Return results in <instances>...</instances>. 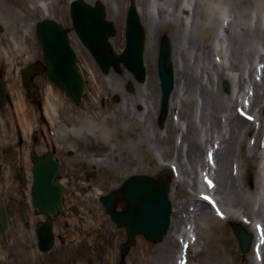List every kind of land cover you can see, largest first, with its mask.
<instances>
[{
    "label": "rangeland",
    "instance_id": "rangeland-1",
    "mask_svg": "<svg viewBox=\"0 0 264 264\" xmlns=\"http://www.w3.org/2000/svg\"><path fill=\"white\" fill-rule=\"evenodd\" d=\"M72 1L56 0L52 7V17H47L43 13L35 12L28 4L23 6L13 1L10 4L7 0H0V15L5 17L7 23L0 21L4 26V29L0 31V49L2 50L0 51V70L5 74L12 90L11 100L8 101L4 110L12 116L9 117V122L14 134L13 123L16 114L20 117L24 135H28L26 139H31L34 132H44L38 125L37 115L40 113L29 105L25 98L20 70L23 66L43 58L42 47L36 37V23L53 18L70 29L71 44L79 56V67L85 76L88 90L87 95L79 102L72 101L64 93L70 102L66 101L65 106H62L61 114L71 116L73 104L87 105L91 111H97L93 99H97L100 95L105 100L99 104L107 111H117L119 106H124L126 110L130 109V112L127 110L128 117L139 118L145 140L151 150L155 151V154H152L153 159L151 158L153 172L140 176L154 179L171 173L172 169L166 167V171L163 172V168L156 165L154 161V158H157L156 154H162L160 151L157 152V148L160 147L161 132L165 129L162 127L164 123L158 57L162 40L166 36L172 47L173 43L175 44L176 61L180 69L181 98L177 101L178 108H184L187 116L184 118L186 124L177 122L176 125L182 126L181 135L191 131L192 141L196 140L200 147L203 146L200 153L197 152L196 159L189 158L187 145H184L180 161L174 159H171L172 163L167 161L169 165L174 164L171 167L175 169L177 183L180 186L177 187L180 193L175 199L178 215L174 219V235L181 225L183 228V234L178 235L179 240L170 234V238H164L162 242H152L139 235L137 244L130 248L128 255L122 260L121 244L128 242L126 229L112 223L110 216L104 213V207L99 198L111 191L108 188L111 182L100 173V167L111 163L115 165L113 170L115 173L122 171L123 165L128 161V157L124 155L125 146L123 143H116L107 157L103 158L106 152L101 149V152L91 159V151L82 149L83 144L74 143L76 147L64 141L62 149L55 144L53 133L50 132L46 136L47 142L44 143V148L46 145L51 146L56 150L57 156L62 159L63 176L59 182L65 187L66 205L71 211L73 208H79V214H71L70 216L74 219L70 222L63 214L56 217L55 246L44 254H40L35 249L34 256L31 255L32 259L38 261L36 264H175V256L183 236L188 235L186 232L188 227L191 231L188 238L186 237V242L198 243L199 250H196L194 246H190L187 250L190 264H241L243 259H249L250 252L241 251L234 231V226H244L235 220L227 221L224 217H220L210 201L207 202L193 194L196 191L195 180H198L199 188L202 182L201 176L195 175L197 161L203 160L205 165H212L211 174L218 184V198L221 202L227 206L236 205L235 208L239 207L241 211L246 210L245 213L252 216L261 212V220L264 221V207L260 208L257 202V192L250 190L247 196H242L240 181H238L241 156L242 154L250 155L247 144L248 142L249 145L252 144L250 143L251 135L247 134L253 122L247 119L246 111L257 112V117L264 120V0H219V6L225 8L228 13L227 18H222L216 12L217 10L210 6L211 0H193L195 11L188 21L182 19L178 12L175 13V3L178 4L179 0H159L163 4L157 5L154 0H140L147 20V24L142 23L145 38H147L146 30L149 31V47L146 50L145 41V51L150 52L147 57L144 53L147 87L141 86V83L135 80L131 82L127 79L126 73L129 71L124 66L121 72L111 69L108 73H104L101 70L90 51L75 33L70 15ZM133 1L135 0H109V5L102 1L91 2L92 5L102 2L106 6L107 18L116 24L117 34L111 38L116 54L122 53L126 46V19L128 11L134 5ZM171 23L178 28L165 29ZM156 51L158 56L155 61ZM261 60H263L262 63H259ZM226 77H230L234 82ZM130 83H134L132 91L128 88ZM225 84L229 85V91L225 89ZM158 88H160L161 96L156 100ZM52 89L62 91L52 85L50 89L48 87L45 102L47 109L55 107V97L50 93ZM140 101L143 104L142 107H139ZM149 107L152 112H149ZM174 107L173 104L170 111L169 104L164 122L170 113H175ZM27 109L31 116L25 115ZM176 113H179V110H176ZM238 117L246 123V127L244 123L239 122ZM28 118L33 120L31 127L27 125ZM167 121H170L169 118ZM2 127L4 128V125L0 124V128ZM32 130H34L33 133ZM0 143H6L4 132L0 134ZM180 145L181 142L176 146L175 156ZM31 147L28 142L27 150L29 151ZM74 148L82 150L79 152ZM251 151L255 152V156L250 179L255 185L258 168H261V151L257 148ZM89 158L91 161L87 163L88 167L83 166L81 162L89 161ZM156 167L160 170L157 171ZM224 172H228L227 178H232L229 184H234V201L228 200L224 193L223 183L227 179H224ZM88 173L92 176L89 180L85 178ZM67 175L72 176L73 179H67ZM126 182V179L121 180L122 185L119 184L120 187L118 185L115 190L121 189ZM31 186V183L27 184L28 202L31 201ZM245 202L246 206L239 205ZM200 203L204 206L201 207ZM204 213L219 221L213 224L212 230L203 216ZM29 225L30 242L35 245V226L32 223ZM85 234H88L86 239H84ZM211 245H213L212 248ZM230 247L234 248L236 256L227 253ZM178 263L180 264V261Z\"/></svg>",
    "mask_w": 264,
    "mask_h": 264
},
{
    "label": "water",
    "instance_id": "water-1",
    "mask_svg": "<svg viewBox=\"0 0 264 264\" xmlns=\"http://www.w3.org/2000/svg\"><path fill=\"white\" fill-rule=\"evenodd\" d=\"M70 15L75 33L104 73H108L111 69L119 72L124 66L134 75L137 82L146 81L145 31L135 5L127 14L126 46L120 54L114 52L111 42V38L117 34L116 24L107 18L106 6L102 2L92 5L86 0H73L70 5ZM3 29L4 26L0 22V31ZM35 31L47 65L45 75L48 81L64 91L68 98L79 102L88 90L85 76L79 67V56L71 44L70 29L56 19L47 18L36 23ZM159 53L158 75L162 90V109H164L162 118H164L176 86L174 66L171 61L172 45L166 36L162 40ZM34 70L39 72L40 67H31L23 72V84L30 91L31 81L28 74ZM128 88L132 91L134 83H130ZM225 89L230 90L228 84H225ZM7 92L6 82L0 80V105L5 103ZM60 173L59 161L50 157L43 161L37 160L31 193L32 202L39 213L51 218L37 229L43 252L49 251L55 243L52 218L66 211L64 187L56 181ZM174 178V171L160 178L159 182H154L148 176H137L128 179L121 189L100 197L113 221L119 227L126 228L128 242L122 245L123 257L132 246L137 244L139 235L152 242H162L169 233L174 212L170 187ZM119 200L127 202V208L122 214L115 211ZM5 222L4 215L0 212V231L6 226ZM234 231L241 251L251 252L255 244V232L238 225L234 226Z\"/></svg>",
    "mask_w": 264,
    "mask_h": 264
},
{
    "label": "bare ground",
    "instance_id": "bare-ground-1",
    "mask_svg": "<svg viewBox=\"0 0 264 264\" xmlns=\"http://www.w3.org/2000/svg\"><path fill=\"white\" fill-rule=\"evenodd\" d=\"M10 4L11 2H15L18 4H22L23 6L28 4L30 5L35 12L43 13L44 16L52 17V7L54 6L56 0H7ZM87 2H96V1H102L104 4L109 5V0H86ZM164 1V0H163ZM210 6L214 8V10H217L216 12L220 14L222 18H227L228 13L225 8L219 6V0H211ZM154 3L157 4H163V2L159 0H154ZM133 4L136 5L138 8L140 17L142 19V23L145 25L147 24L146 15L144 12V8L140 0L133 1ZM172 7V6H171ZM175 13L177 12L181 15V18L185 21H188L192 18V13L195 11V8L193 9V0H179V3H175ZM16 10V9H15ZM17 11V10H16ZM0 21L7 24L5 21V17L0 15ZM174 24H169L166 26L165 29L173 30L177 29L178 26H174ZM148 33L149 31L146 30L147 38H146V50L149 47V39H148ZM175 44L173 43L172 47V58L171 61L174 66V72H175V79H176V86L172 93L171 100H170V111L174 104V114L170 113L167 117L170 121H167V119L164 122L163 118V131L161 132V135L159 137V143L160 147L157 148V152H162V154H156L157 158H154L155 164L163 168V172L166 171V167H169L172 169L171 171L175 172V169L171 167V164L174 160H181L183 156V148L184 145H187V155L189 158L196 159L197 152L201 150V147L196 143V140L191 139L190 132L183 133L182 126L179 125V127L176 125L177 122L179 124L184 123L186 124V113L184 112V108L179 109L178 102L180 97V69L178 68V64L176 61L177 54L174 48ZM0 51H2L0 49ZM150 51H144L146 57L147 54ZM160 55V53H159ZM157 51L155 54V61L157 59ZM263 60H261L259 63H262ZM122 71V70H121ZM119 71V72H121ZM118 72V71H117ZM127 72V71H126ZM128 75L127 79L135 80L134 75L131 72L126 73ZM185 76V73H183ZM227 79L234 82V80L230 79V77H226ZM136 81V80H135ZM148 80H146L144 83H141V86L147 87L148 86ZM102 92V91H100ZM52 95L55 97L54 103L55 107L48 108V114L46 115V119L49 122V125L47 126L43 122V128L46 131H51L53 133L55 144L58 147L62 148V144L64 141L69 144L70 146H76V144H83L82 149H86L87 151H91L92 157L97 156L101 149H104L103 151L106 152L103 154V158L107 157L112 149L115 147L116 143H123L125 146L124 155L128 157L127 163L123 165V170L115 173L114 167L115 165L110 164L103 165L100 167V173L104 174L107 179H109V182H111L110 186H108L109 189L114 190L116 187L121 183V180H128V178H134L137 176H140L142 174H149L150 171L153 172V169L151 166L153 165L151 158L152 154H155V151L153 152L151 150L150 145L147 143L144 137V132L142 131L141 122L138 117L130 118L128 117L127 110L130 112V109L124 108V106H119L116 110L107 111L105 108H102L100 106L102 101L105 100L102 95H100L97 99H93L94 103L96 105V110L91 111L88 106H76L73 104V113L71 116L69 114L64 115L61 114L60 110L62 109V106H65V104L68 101L67 97L64 96V94L61 91L58 90H51ZM62 93V94H61ZM161 91L160 88L157 90V98H160ZM90 99V98H88ZM67 101V102H66ZM72 103V102H71ZM142 103L140 101L139 107H142ZM115 109V108H114ZM151 107H149V112L151 111ZM176 110H179V113H176ZM228 108L226 109V111ZM245 110V109H244ZM225 111V112H226ZM164 112V109H162V113ZM167 114V113H166ZM25 115H29V109L25 110ZM258 113L253 112L249 113L246 111V117L247 119H251L253 122L248 129V134L250 133V143L248 142V151H250V155L242 154L241 159V165L239 164V171H238V181H240L241 190H242V196H247L249 194L250 190L256 191L257 194V202L261 207H264V167L258 168L257 172V182L254 183L250 179L251 175V168L253 166V158L255 156V152L251 151L253 148H257L261 151L260 160L264 161V120L262 118L257 117ZM27 125L29 124L30 127L32 126V119L28 118ZM239 122L242 124L244 123V126L246 127V123L241 120L238 117ZM249 126V125H248ZM34 130H32L33 133ZM188 131V130H187ZM31 133V134H32ZM257 133V134H256ZM28 136V135H26ZM31 136V135H30ZM182 140L180 141V138ZM213 139V138H212ZM31 139L29 138V142ZM181 142L180 148L177 151V156H175L176 146L178 143ZM63 149V148H62ZM61 149V150H62ZM77 151H81L80 148H74ZM155 149V148H153ZM116 152V151H114ZM90 159V158H89ZM89 161H82V165L88 167ZM153 159V158H152ZM156 159V160H155ZM167 161H171L170 165ZM202 161V162H201ZM197 165L195 168V175L196 177L201 176L202 182L200 188L198 180H195L194 185L196 187L195 196L201 197L203 199H207L211 201L214 209L216 210L217 215L223 216L224 219L227 221L235 220L239 223H241L245 228H248L250 230H253L256 234L255 244L252 248V251L249 253V259L244 260L241 264H264V221L261 220L262 213H256V216H252L251 214L245 213L246 210L241 211L238 208H235L236 205L227 206L225 203H222L221 200L218 198V184L216 182V179L211 174L212 168L210 164L205 165V162L203 160L197 161ZM104 163V161H103ZM157 171L160 170V168L156 167ZM200 169V173H199ZM228 172H224V179L228 177ZM155 177V175H154ZM163 176H160L159 178H152L154 182H159L158 180L162 178ZM195 177V178H196ZM232 178H227L225 183H223L224 189H225V195L226 198L230 201H234L235 198V189L234 184H229V180ZM207 182H209L210 186L213 187V185L216 184V187H213L209 189V186H207ZM228 180V182H227ZM122 185V184H120ZM119 185V187H120ZM179 183H177V176L175 173V178L173 183L171 184L170 189V198L174 205V212L172 215L173 222L172 227L169 231V233L164 238H170V234L173 235L175 239L179 240L178 235H182V225L179 227L178 231L175 233V217L178 215V212L176 210V197L180 193L178 191L177 187ZM177 189V190H176ZM101 193V191H99ZM256 198V197H255ZM232 199V200H231ZM199 205V204H198ZM201 207L204 206V204L200 203ZM209 205V204H208ZM239 205L246 206L245 203H241ZM199 207V206H198ZM210 207V206H209ZM211 209V208H210ZM204 218L207 221V224L209 228L212 230L213 224L215 222H219L218 220H215V218H210V216L206 215L204 213ZM218 216V217H219ZM260 217V218H259ZM209 218V219H208ZM196 227V226H195ZM191 231V228L188 227V230L186 231L189 235V232ZM188 235L183 236L182 243L180 244L178 248L177 255L175 256V264H179L178 261H180V264H190L187 257V250L190 248V246H194L196 250H198V243H195L194 241L186 242V237L188 238ZM181 237V236H180ZM211 248L213 245L210 246ZM199 251V250H198ZM227 253L230 255L236 256V252L234 248L230 247L227 250ZM180 256V257H179ZM177 257V258H176ZM237 263V262H236Z\"/></svg>",
    "mask_w": 264,
    "mask_h": 264
},
{
    "label": "flooded vegetation",
    "instance_id": "flooded-vegetation-1",
    "mask_svg": "<svg viewBox=\"0 0 264 264\" xmlns=\"http://www.w3.org/2000/svg\"><path fill=\"white\" fill-rule=\"evenodd\" d=\"M37 66L40 67L39 72L34 70L30 74H28L31 81V91H30L23 84V76H24L23 72L31 67H37ZM46 71H47V65L44 59V54L41 60H37L32 63H29L23 66L20 70L22 89L25 98L28 101L29 105H31L34 109L38 111V113H40L37 115L39 121L38 125L41 128V130H44V132H40V133L34 132L33 136H31V141L29 142V140L26 139V136L23 133L22 123L19 115L17 114L15 116V121L13 123L15 134L12 131V126H10L11 122H9V117L11 115L8 111L4 110V107L8 104V101L11 100L12 90L9 82L5 78V74L3 73L2 70H0V80H4L8 88V92L5 95V103L0 105V124L4 125V128L3 127L0 128V134L1 132L6 133V143H0V212L3 213L4 220L6 221L5 222L6 226H4L3 230L0 231V264H36L38 261L32 259L31 257L33 251L36 249V251L37 252L39 251L40 254H44L51 251V249L56 244L57 236L55 233V226H56L55 218L63 214L66 217V220L70 222L71 220L74 219L70 216L71 214H79V208H73V210L71 211L68 209L66 205L65 187L62 183L59 182V180L63 176L62 159L57 156L56 150L51 146L46 145V147L44 148V143L47 142L46 136L51 132V131L49 132L47 131L48 133H46V130L43 128L44 124H46L47 126L49 125V122L46 119V115L48 114V109L45 106V102H46V93H48V87L50 89L51 83L48 81L45 75ZM62 93L64 94V92ZM45 133L46 135H44ZM28 142L29 145L32 146L29 151L27 150ZM48 157H50L52 160H56L60 162L61 173L56 178V181L62 184L64 187V202H65L66 211L64 213H59L55 218H52L53 229L55 234V243L54 246L49 251L43 252L42 249L40 248L37 229L51 218L44 213H39L34 208L32 202V194H31V201L28 202L27 184L31 183L33 185L35 181L34 169L36 167L37 160L43 161ZM67 158L68 157H66V159ZM91 177H92L91 173H88V175L85 176L87 180H89ZM66 178L73 179L72 176L69 175H67ZM31 193H32V186H31ZM126 208H127V202L124 200H119L116 204L115 211L118 214H122L126 210ZM104 213L109 215L112 223H114L117 227H119L113 221L111 215L107 212L105 207H104ZM29 223H32L35 226V231H34V238L36 239L35 245H33V243L30 242L31 233L30 230L28 229L30 226ZM65 224L66 222L64 223V226ZM119 228H124V227H119ZM87 236L88 234H85L84 239H86ZM123 244H121L122 260L128 255L130 251L129 249L127 255L123 257L122 255Z\"/></svg>",
    "mask_w": 264,
    "mask_h": 264
}]
</instances>
